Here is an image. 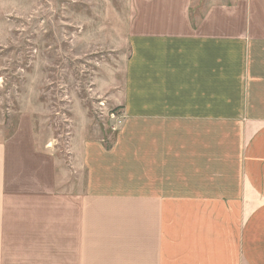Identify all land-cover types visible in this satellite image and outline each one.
<instances>
[{"label":"crops","instance_id":"0c3cea01","mask_svg":"<svg viewBox=\"0 0 264 264\" xmlns=\"http://www.w3.org/2000/svg\"><path fill=\"white\" fill-rule=\"evenodd\" d=\"M133 7L113 142H0V264H264V0Z\"/></svg>","mask_w":264,"mask_h":264},{"label":"rangeland","instance_id":"374dc122","mask_svg":"<svg viewBox=\"0 0 264 264\" xmlns=\"http://www.w3.org/2000/svg\"><path fill=\"white\" fill-rule=\"evenodd\" d=\"M134 1L0 0V142L16 139L15 163L27 160L26 140L45 159L40 172L75 174L77 141L113 142Z\"/></svg>","mask_w":264,"mask_h":264}]
</instances>
